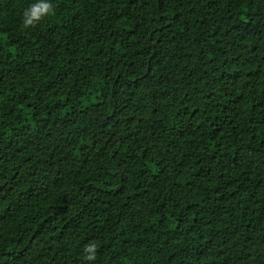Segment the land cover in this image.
I'll return each instance as SVG.
<instances>
[{
  "label": "trees",
  "instance_id": "16d2710c",
  "mask_svg": "<svg viewBox=\"0 0 264 264\" xmlns=\"http://www.w3.org/2000/svg\"><path fill=\"white\" fill-rule=\"evenodd\" d=\"M35 2L0 0V264H264V0Z\"/></svg>",
  "mask_w": 264,
  "mask_h": 264
},
{
  "label": "clouds",
  "instance_id": "9594fccd",
  "mask_svg": "<svg viewBox=\"0 0 264 264\" xmlns=\"http://www.w3.org/2000/svg\"><path fill=\"white\" fill-rule=\"evenodd\" d=\"M53 11L52 0H36L23 12L22 26L27 29L36 26L42 18ZM97 244L89 243L85 248V261L94 262L97 255Z\"/></svg>",
  "mask_w": 264,
  "mask_h": 264
}]
</instances>
